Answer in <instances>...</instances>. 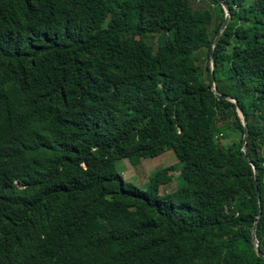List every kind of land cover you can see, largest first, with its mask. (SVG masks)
I'll return each mask as SVG.
<instances>
[{
	"label": "trees",
	"instance_id": "16d2710c",
	"mask_svg": "<svg viewBox=\"0 0 264 264\" xmlns=\"http://www.w3.org/2000/svg\"><path fill=\"white\" fill-rule=\"evenodd\" d=\"M193 1L0 0V264H264V0H222L213 49L247 159ZM170 150L171 193L115 168Z\"/></svg>",
	"mask_w": 264,
	"mask_h": 264
},
{
	"label": "rangeland",
	"instance_id": "374dc122",
	"mask_svg": "<svg viewBox=\"0 0 264 264\" xmlns=\"http://www.w3.org/2000/svg\"><path fill=\"white\" fill-rule=\"evenodd\" d=\"M208 2L203 0H195L192 2V8L194 10L207 9ZM227 130V125H218L217 131L220 134ZM224 133V132H223ZM228 140L222 141V143H227ZM181 156L183 154L182 149L178 150ZM180 158L174 150L167 151L160 156L155 158H140L136 161L135 165H132L128 160H118L115 162V168L119 174L122 175L126 183L136 186L138 189L144 191L147 189L150 178L154 175L163 177L164 175H171L172 181L166 186L160 187L159 194L164 195L167 193L174 192L178 186L179 181L177 180V175L182 168ZM167 169L166 174H161V170ZM160 172V173H159Z\"/></svg>",
	"mask_w": 264,
	"mask_h": 264
},
{
	"label": "water",
	"instance_id": "95a60500",
	"mask_svg": "<svg viewBox=\"0 0 264 264\" xmlns=\"http://www.w3.org/2000/svg\"><path fill=\"white\" fill-rule=\"evenodd\" d=\"M218 2L220 3L221 7L223 8V10L225 12V18H224V22L222 23V25H221V27L219 29L218 34L216 35V37L214 38V40L212 42V47H211V52H210V78H211L210 79V88H211V91L213 92L214 96L218 100L224 99V100L230 101V102H232V103L235 104L237 113H238V115L241 118L242 125H243V129H244L243 143H242V152L244 154L245 148H246V142H247V122H246L245 116L242 113V109L239 107V104L236 101V99H234V98H232V97H230L228 95L219 94L217 92V90H216V87H215V79H214L215 62H214V52H213V49L216 46V44L218 43L219 38L224 33V31H225V29H226V27L228 25L229 17H230V12H229V9H228L227 5L222 0H218ZM244 158L247 159L246 156H245V154H244ZM250 165H252V167L254 169L253 164L250 163ZM254 176L256 177V170L255 169H254ZM259 217H260V208L258 210L257 220L259 219ZM257 220L255 221V223L253 225V228H252V238L251 239H252V244H253L254 250L257 253V256L264 258V256L258 251V241H257L256 236H255V230H256Z\"/></svg>",
	"mask_w": 264,
	"mask_h": 264
}]
</instances>
